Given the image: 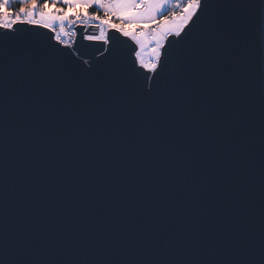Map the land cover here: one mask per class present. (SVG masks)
I'll return each instance as SVG.
<instances>
[{"label": "water", "instance_id": "1", "mask_svg": "<svg viewBox=\"0 0 264 264\" xmlns=\"http://www.w3.org/2000/svg\"><path fill=\"white\" fill-rule=\"evenodd\" d=\"M241 22L207 70L168 73L145 99L114 86L135 42L111 30L112 56L82 39L72 55L18 25L0 61V260L4 264H247L264 232L261 0H215ZM232 5V7H225ZM8 39L0 35V45ZM170 38V43L175 40ZM179 45L172 44V50ZM38 53L37 60H30ZM27 241L23 253L13 252Z\"/></svg>", "mask_w": 264, "mask_h": 264}, {"label": "snow or ice", "instance_id": "2", "mask_svg": "<svg viewBox=\"0 0 264 264\" xmlns=\"http://www.w3.org/2000/svg\"><path fill=\"white\" fill-rule=\"evenodd\" d=\"M261 5L264 40V0ZM219 7L215 0H0V35L8 38L0 45V61L17 59L22 43L18 25H30L49 30L57 43L72 48V55L87 65L85 71H99L76 51V27L83 26L85 32L88 27H98L97 34H84L82 39L102 45L101 56L113 55L110 31L115 30L134 41L137 50L132 68L116 64L109 69L114 86L131 83L138 95L151 99L173 87L168 79L170 71L190 65L193 76L200 75L211 64L220 44L231 40L233 33L239 35L241 22L217 15ZM114 19L122 23H113ZM125 24L148 26L129 29ZM171 37L176 39L170 43ZM172 44L179 47L172 50ZM38 56L32 53L28 59L37 60ZM11 247L13 252L23 253L29 244L22 241L17 246L14 240ZM247 264H264V232L258 258L253 254Z\"/></svg>", "mask_w": 264, "mask_h": 264}, {"label": "built area", "instance_id": "3", "mask_svg": "<svg viewBox=\"0 0 264 264\" xmlns=\"http://www.w3.org/2000/svg\"><path fill=\"white\" fill-rule=\"evenodd\" d=\"M102 14V13H101ZM113 23H117V24H119V23H122L121 21H119V20H113ZM125 27H127V28H129V29H139V28H141V27H145V26H148V25H144V24H125L124 25ZM84 29V28H83ZM76 31H77V29H76ZM98 31H99V29H98ZM98 31H97V33H98ZM89 34H92V33H89ZM75 39V38H74Z\"/></svg>", "mask_w": 264, "mask_h": 264}, {"label": "rangeland", "instance_id": "4", "mask_svg": "<svg viewBox=\"0 0 264 264\" xmlns=\"http://www.w3.org/2000/svg\"><path fill=\"white\" fill-rule=\"evenodd\" d=\"M57 7H63V5H57Z\"/></svg>", "mask_w": 264, "mask_h": 264}, {"label": "trees", "instance_id": "5", "mask_svg": "<svg viewBox=\"0 0 264 264\" xmlns=\"http://www.w3.org/2000/svg\"><path fill=\"white\" fill-rule=\"evenodd\" d=\"M92 11H95L94 9Z\"/></svg>", "mask_w": 264, "mask_h": 264}]
</instances>
